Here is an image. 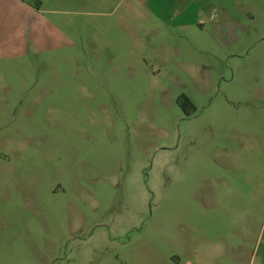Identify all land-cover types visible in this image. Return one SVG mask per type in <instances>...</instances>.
I'll return each instance as SVG.
<instances>
[{
  "label": "rangeland",
  "instance_id": "1",
  "mask_svg": "<svg viewBox=\"0 0 264 264\" xmlns=\"http://www.w3.org/2000/svg\"><path fill=\"white\" fill-rule=\"evenodd\" d=\"M216 3L197 50L0 74V264H264V0Z\"/></svg>",
  "mask_w": 264,
  "mask_h": 264
},
{
  "label": "crops",
  "instance_id": "2",
  "mask_svg": "<svg viewBox=\"0 0 264 264\" xmlns=\"http://www.w3.org/2000/svg\"><path fill=\"white\" fill-rule=\"evenodd\" d=\"M94 1L40 0L35 8V0H0V74L13 65L46 57L74 66L82 59L79 44L86 54L100 49L119 55L124 42L149 46L147 51L156 54L171 53L167 46L172 44L197 50L205 43V25L221 24L214 19L217 0H99L100 12L115 11L113 22L88 18L77 24L68 16L76 7L92 8Z\"/></svg>",
  "mask_w": 264,
  "mask_h": 264
},
{
  "label": "trees",
  "instance_id": "3",
  "mask_svg": "<svg viewBox=\"0 0 264 264\" xmlns=\"http://www.w3.org/2000/svg\"><path fill=\"white\" fill-rule=\"evenodd\" d=\"M40 6V0H35L34 3V7L38 8ZM177 103L179 105V107L185 112L187 113V115H189V113L187 112V109H191L194 110V107L192 105V103L189 101V99L187 97H185L184 95H180L177 98Z\"/></svg>",
  "mask_w": 264,
  "mask_h": 264
}]
</instances>
